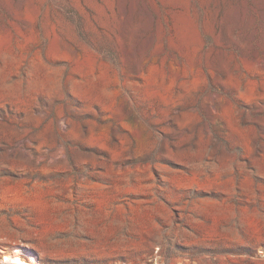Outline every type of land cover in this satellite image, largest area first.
<instances>
[{"label": "rangeland", "instance_id": "374dc122", "mask_svg": "<svg viewBox=\"0 0 264 264\" xmlns=\"http://www.w3.org/2000/svg\"><path fill=\"white\" fill-rule=\"evenodd\" d=\"M0 45V264H264V0H0Z\"/></svg>", "mask_w": 264, "mask_h": 264}, {"label": "bare ground", "instance_id": "6f19581e", "mask_svg": "<svg viewBox=\"0 0 264 264\" xmlns=\"http://www.w3.org/2000/svg\"><path fill=\"white\" fill-rule=\"evenodd\" d=\"M6 42H2L1 44H5ZM2 45V46H3ZM1 46V45H0ZM90 95H93V93L95 91L93 90H90ZM12 244H15L16 242L15 241H12L11 242ZM17 251H12V252H3V255H2V258H1V262L2 264H32V262L28 261V260H25V259H22L20 257L19 254L16 253ZM97 252H102V247L99 246L97 248Z\"/></svg>", "mask_w": 264, "mask_h": 264}, {"label": "water", "instance_id": "95a60500", "mask_svg": "<svg viewBox=\"0 0 264 264\" xmlns=\"http://www.w3.org/2000/svg\"><path fill=\"white\" fill-rule=\"evenodd\" d=\"M31 252L33 253V255L39 260L40 259V255H39V252L36 251V250H31Z\"/></svg>", "mask_w": 264, "mask_h": 264}]
</instances>
